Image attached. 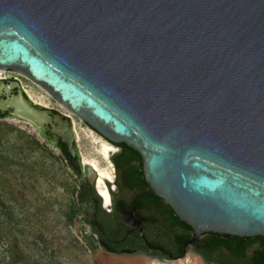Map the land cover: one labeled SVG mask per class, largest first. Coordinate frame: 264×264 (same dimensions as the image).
I'll list each match as a JSON object with an SVG mask.
<instances>
[{"label": "water", "instance_id": "water-1", "mask_svg": "<svg viewBox=\"0 0 264 264\" xmlns=\"http://www.w3.org/2000/svg\"><path fill=\"white\" fill-rule=\"evenodd\" d=\"M9 69L67 114L17 82L1 83L0 114L60 140L73 166L75 117L139 153L195 240L264 237V0H0Z\"/></svg>", "mask_w": 264, "mask_h": 264}, {"label": "rangeland", "instance_id": "rangeland-1", "mask_svg": "<svg viewBox=\"0 0 264 264\" xmlns=\"http://www.w3.org/2000/svg\"><path fill=\"white\" fill-rule=\"evenodd\" d=\"M16 74L35 104L67 114L42 88ZM72 118L79 135L76 140L81 162L84 164L86 157L99 160L102 167H110L99 152L98 141L107 140ZM76 175L57 144L45 139L30 124L11 117L0 119V264L156 261L139 254H114L100 246L98 235L86 224L93 212L92 204L78 203ZM73 212L76 215L70 220ZM187 255L203 264L191 252Z\"/></svg>", "mask_w": 264, "mask_h": 264}, {"label": "flooded vegetation", "instance_id": "flooded-vegetation-1", "mask_svg": "<svg viewBox=\"0 0 264 264\" xmlns=\"http://www.w3.org/2000/svg\"><path fill=\"white\" fill-rule=\"evenodd\" d=\"M1 73L0 85L2 82H17L29 97L16 71L9 69ZM6 117L9 115L0 114V119ZM48 137L52 138L49 134ZM106 140L116 149L110 157L114 181L106 179L112 196L109 207L104 206L96 186L87 177L82 179V174H77V170L84 172L78 155L75 157L77 166L72 165L80 179L81 189L84 192L92 189L95 209L86 224L98 235L100 246L114 254H139L154 260H170L179 251L180 240L189 236L183 256L191 252L203 264H264V237L236 239L235 236L207 233L195 240L194 231L189 234L186 229L174 225L165 212L162 199L151 196L143 184L146 179L144 172L143 177L139 173V169L143 170L141 156L138 158L125 144ZM60 142L57 140L56 144L62 150ZM127 222L140 223L142 233Z\"/></svg>", "mask_w": 264, "mask_h": 264}, {"label": "trees", "instance_id": "trees-1", "mask_svg": "<svg viewBox=\"0 0 264 264\" xmlns=\"http://www.w3.org/2000/svg\"><path fill=\"white\" fill-rule=\"evenodd\" d=\"M60 147H61V149L62 150H60L61 151V154H62V157H63V159L65 160V161H68V162H70V166L73 168V166H72V163H71V160H72V157L70 156V154L68 153V151H67V147L64 145V144H62V142H60ZM130 150L131 151H133L134 153H136L137 154V157L138 158H140V155L136 152V151H134L133 149H131L130 148ZM139 173H140V176L141 177H143V170H141V169H139ZM77 176V175H76ZM78 185H79V190H78V195H77V199H78V203H79V205H82V204H92V206H91V209H92V211L95 209V206H94V202H93V200H92V197H91V195H92V193H91V190L92 189H90V192L89 191H86V192H84L82 189H81V182H80V179H78ZM143 184H144V186L146 187V189L148 190V193L151 195V196H154L156 199H160L159 197H157V196H155L151 191H150V189H149V187H148V185H147V183L145 182V180L143 181ZM163 202H164V207H165V212L168 214V215H170V219L172 220V223L175 225H179V226H181L182 228H184V229H186L187 231H188V233L189 234H191L192 233V228L190 227V226H188L186 223H184V222H181L180 220H179V218L175 215V213L173 212V210L169 207V205L164 201V200H162ZM75 215H76V213L75 212H73L72 214H71V217H70V220H73L74 219V217H75ZM86 221H87V219H86ZM87 223V222H86ZM213 234V233H212ZM214 236L215 235H217V234H213ZM216 237H218V236H216ZM234 238H238V237H234ZM189 240V236H187V237H184V238H182L181 240H180V249H179V251L177 252V254L172 258V259H175V258H179V257H182L183 256V253H184V249H185V246H186V242ZM93 250L95 251L96 250V248H93Z\"/></svg>", "mask_w": 264, "mask_h": 264}, {"label": "bare ground", "instance_id": "bare-ground-1", "mask_svg": "<svg viewBox=\"0 0 264 264\" xmlns=\"http://www.w3.org/2000/svg\"><path fill=\"white\" fill-rule=\"evenodd\" d=\"M1 72H3V70L0 71V76L2 75ZM29 96L31 97L32 95L29 94ZM75 129H76V124L74 121V130ZM75 133H76V130H75ZM77 137H79V135L77 136L76 134V139ZM95 140L97 141V139ZM98 143L100 145L99 152L101 156L103 157L104 160H107L110 165L111 163L110 157L113 154V152H115L116 149L113 146H111V144L107 143L106 141H98ZM83 161H84V164H88L94 169L95 175H96V179H95L96 189L103 198L104 206L109 207L111 204V195H110L107 183H106V179L110 181H114V174H113L112 168L102 167L100 165L99 160L97 159H89L85 157Z\"/></svg>", "mask_w": 264, "mask_h": 264}, {"label": "built area", "instance_id": "built-area-1", "mask_svg": "<svg viewBox=\"0 0 264 264\" xmlns=\"http://www.w3.org/2000/svg\"><path fill=\"white\" fill-rule=\"evenodd\" d=\"M2 79V76H0ZM150 264H198L192 256L185 254L182 257L170 259V260H156Z\"/></svg>", "mask_w": 264, "mask_h": 264}]
</instances>
